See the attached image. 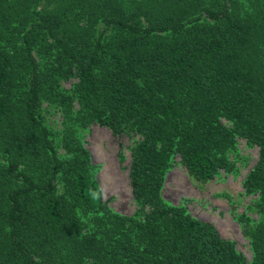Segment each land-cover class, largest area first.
<instances>
[{
  "label": "trees",
  "instance_id": "obj_1",
  "mask_svg": "<svg viewBox=\"0 0 264 264\" xmlns=\"http://www.w3.org/2000/svg\"><path fill=\"white\" fill-rule=\"evenodd\" d=\"M92 122L139 135L130 215L70 128ZM237 137L257 147L249 260L160 196L174 157L201 181L231 170ZM0 264H264V0H0Z\"/></svg>",
  "mask_w": 264,
  "mask_h": 264
},
{
  "label": "rangeland",
  "instance_id": "obj_2",
  "mask_svg": "<svg viewBox=\"0 0 264 264\" xmlns=\"http://www.w3.org/2000/svg\"><path fill=\"white\" fill-rule=\"evenodd\" d=\"M74 81L75 78L60 80L58 86L70 90ZM76 108L74 104L72 111ZM41 116L53 133L62 129L59 107L43 101ZM70 126L95 166L92 175L99 185L102 200L117 213L132 214L136 204L131 196L127 171L130 148L139 135L133 131L113 135L94 122ZM228 157L231 170H220L205 181L189 175L179 158L174 157L164 172L160 196L169 204L184 206L192 217L211 223L221 237L233 241L236 250L249 260L251 248L240 216L253 219L257 213L252 208L254 196L244 192L242 183L257 158V147L237 137L235 149Z\"/></svg>",
  "mask_w": 264,
  "mask_h": 264
}]
</instances>
